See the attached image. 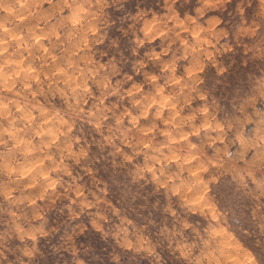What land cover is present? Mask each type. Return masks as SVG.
Segmentation results:
<instances>
[{
    "label": "rangeland",
    "instance_id": "obj_1",
    "mask_svg": "<svg viewBox=\"0 0 264 264\" xmlns=\"http://www.w3.org/2000/svg\"><path fill=\"white\" fill-rule=\"evenodd\" d=\"M211 2L215 6L198 19L201 0H176L172 5L180 23H188L190 17L202 29L226 34L219 37V42L207 43V36L201 33L205 62L201 64L197 56L189 57L177 74L196 71L198 65L202 69L197 73L201 82L195 99L182 111L185 117L201 114L196 122L200 133L188 135L190 129L185 126L187 142L183 136L172 138L180 141L174 151L182 155V164L189 166L183 170L173 165L171 172L178 173L181 182L173 186L171 194L168 190L157 194L161 182L155 175L150 177L154 183L146 179L144 186L130 188L131 196L139 193L133 205L120 199L122 187L129 186V173L114 175L110 169L105 170L107 164L96 163L99 188H106V198L121 213L105 222L109 235L104 238L87 217L69 221L66 211L60 213L70 201L51 209L45 200L36 199L35 207L23 209L21 216V210L6 202L11 183L8 172L18 166L24 176L37 169L30 177L32 181L49 174L48 157L57 153L48 152L47 146L64 133L62 125L82 127L78 113L91 112L104 97L103 73L113 55L103 53L112 41L119 40L120 51L127 54L133 43L123 38L120 29L129 27L139 13H146L149 21L167 15L168 0H107L102 13L112 26L106 28L103 45H93L83 28L73 27L74 18L87 8L97 14L95 4L84 5V0H32V20L36 23L22 25L15 22V14L21 11L17 0H0V23L10 26L11 34L35 28L24 41V49L39 53L26 62L23 55L14 62L0 58V65L12 64L10 70L0 72V137L9 141V147L0 146V235L5 236L0 245V264H264V25L253 27L264 15V0H244L243 5L241 0ZM253 31L259 35H245ZM139 35L142 38L143 32ZM179 35L181 42L195 45L192 34L180 31ZM118 67L121 72L109 77L111 83L131 77L125 91L143 84L144 77L136 76L131 65ZM144 91L155 95L147 87ZM168 94L158 103L150 102V119H141L142 127L151 125ZM103 102L110 107L116 99L107 97ZM4 103L10 109L13 104L15 107L5 111ZM118 106L121 115L131 107L129 103ZM169 114L165 107L164 117ZM138 115L132 111L126 126L135 127L132 117ZM156 126L159 131L154 142L167 153L165 145L171 143L164 136L167 128L162 120L156 121ZM41 150L43 157L39 155ZM92 151L95 155L96 149ZM146 159L139 157L138 164L151 167ZM73 177H80L78 184L92 185L79 168L74 169ZM57 179L70 182L67 176L52 172L51 181ZM29 186L23 184V188ZM189 187L193 188L190 198ZM61 191L58 189L56 195ZM204 199L207 203L196 206ZM14 213L20 219H15ZM37 216L43 220L34 219ZM125 217L126 233L120 228ZM78 225L85 227L82 234ZM38 230H42L40 234L33 235Z\"/></svg>",
    "mask_w": 264,
    "mask_h": 264
},
{
    "label": "clouds",
    "instance_id": "obj_2",
    "mask_svg": "<svg viewBox=\"0 0 264 264\" xmlns=\"http://www.w3.org/2000/svg\"><path fill=\"white\" fill-rule=\"evenodd\" d=\"M31 2L32 0H17V5L21 11L15 14L16 23L22 25L36 23L32 20L34 12L30 7ZM174 3L176 0H168L169 12L163 17H154L153 20L149 21L145 19L146 13H139L132 18L129 27L120 29L123 38L131 40L133 46L125 54L119 49V40H114L111 42L108 51L103 53V55H113V59L103 73L105 83L102 86V91L104 97L91 112L78 113V118L82 120V127L76 129L75 124L71 127L62 125L65 128L64 133L47 146L48 152L57 153L48 157L50 162L47 164L49 174L32 181L30 177L36 174L37 169H33L32 172L24 176H21L18 166L9 169L8 178L11 183L8 185L9 191L6 202L11 207L21 210V216L23 209L35 207L36 199L45 200L51 209H56L63 201H70L65 207L60 208V213L63 215L66 211L69 221L87 217L96 231L107 238L109 233L105 232V222H109L110 217L114 218L121 213L119 209H114V206L106 198V188H99L101 182L95 179L96 169L94 165L96 163L104 162L109 166L105 170L110 169L114 175L129 173V186L127 188L122 187L120 193L122 203L129 201L134 205L135 200L139 198V193L131 196L129 189L144 186L146 179L149 183H154L150 179L152 175H155L156 181L161 182V187L157 188V194H161L164 190H168L171 194L173 186L181 182L180 175L171 172L173 165L175 164L183 170H186L189 165L182 164V155L175 153L174 150L180 141L172 138L183 136L184 141L187 142L188 135L198 136L200 133L201 129L196 126V122L201 118V114L195 112L185 117L182 116V111L190 108V101L195 99L198 92L197 84L201 82L197 73L202 69L198 65L196 71L185 70V74L179 76L177 74L189 57L197 56L201 58V64L205 62L203 60V54L206 51L203 47L205 41L202 39L201 33L207 36V43H211L212 40L219 42V37L226 34L217 32L215 29H202L190 17L187 18L188 23H180L172 9ZM93 4L96 6L97 14H93L91 7L87 8L74 18L73 27L76 29L83 28L93 45H103L107 38L106 28L112 26L102 13L107 0H84V5ZM243 4L244 0H241V5ZM213 6L215 5L211 0H201V8L197 9V19L209 7ZM169 20L172 21L171 26H169ZM141 21H143L142 27L140 26ZM89 25L94 31L89 28ZM260 25H264V15L259 17V24L253 27ZM35 30V28H26L23 32L12 33L9 38L10 26L0 23V58L7 57L14 62L20 55H23L26 62L33 55H38V52L32 53L24 49V41L29 39L30 33L35 32ZM180 31L192 34L195 45L189 44L187 40L181 42ZM140 32H143L142 38L139 35ZM245 35L258 36L259 34L253 31L245 33ZM56 38L59 39V36ZM32 39L34 40V36ZM29 42L31 43V41ZM17 43L20 45L19 48L16 47ZM156 48H160V51H156ZM210 60L211 58H209V62ZM118 65H131L136 76L142 75L144 77L143 84L135 85L130 91H125L131 77L118 80L115 84L111 83L109 77L117 76L121 72ZM11 67L12 64L0 65V72L10 70ZM162 80L164 81L163 84L160 83ZM27 83L30 86L31 80L29 79ZM145 87L151 89L155 95L145 92ZM166 92L169 93L166 97V103L160 104V111L156 113L151 125L142 127L140 120L148 121L150 119L148 110L150 102L158 103ZM107 97L115 98L116 104L105 107L103 101ZM200 99L203 100L205 97L200 96ZM21 103H23L22 100ZM123 103H129L131 107L124 115H121V109L118 105ZM14 107L15 104L12 105V109ZM165 107L170 112L167 118L163 115ZM4 109L5 111L12 110L8 103H4ZM132 111L139 113V115L132 117V124L135 127H128L125 122L131 116ZM36 119L38 120L39 117ZM161 120L167 128L164 133L165 139L166 141L171 140L170 144L166 143L165 145L168 148L167 153L161 151L154 142L159 131L156 121ZM185 126L190 129L188 135L183 132ZM0 146L9 147V141L0 137ZM93 148L96 149L95 155H93ZM39 155L43 157L44 151L41 150ZM141 156L147 157L145 163L151 167L138 164V158ZM65 162L68 163V166ZM75 168H79L91 179V187L76 182L80 177H73ZM52 172H55L58 177L67 176L70 182L60 179L52 182ZM24 183H28L30 186L23 188ZM17 185L20 187L18 188ZM185 187L188 186L185 185ZM97 188H99V192L95 191ZM58 189H62L60 196L56 195ZM192 192L193 188L189 187V198ZM205 196H207L206 193ZM205 203H207V199L198 201L196 206L202 207ZM13 215L15 219H20V216H16L15 213ZM34 219L42 221L43 217L37 216ZM127 224L128 220L125 217L120 225L121 231L124 233L127 231ZM78 227L82 234L85 227L83 225H78ZM40 231L42 230H38L33 235H39ZM50 231L55 232L56 229ZM43 235L48 236L50 232H43ZM4 240L5 236L0 235V245ZM153 258H155V253H153Z\"/></svg>",
    "mask_w": 264,
    "mask_h": 264
},
{
    "label": "bare ground",
    "instance_id": "obj_3",
    "mask_svg": "<svg viewBox=\"0 0 264 264\" xmlns=\"http://www.w3.org/2000/svg\"><path fill=\"white\" fill-rule=\"evenodd\" d=\"M11 34V33H10ZM26 69V68H25ZM22 70V69H21ZM24 71V70H23ZM28 72V71H27ZM1 107V106H0Z\"/></svg>",
    "mask_w": 264,
    "mask_h": 264
}]
</instances>
